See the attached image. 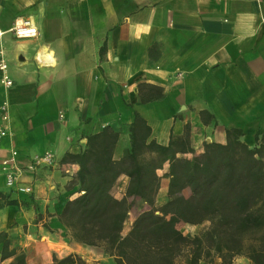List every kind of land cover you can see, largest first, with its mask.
I'll use <instances>...</instances> for the list:
<instances>
[{
    "label": "crops",
    "instance_id": "1",
    "mask_svg": "<svg viewBox=\"0 0 264 264\" xmlns=\"http://www.w3.org/2000/svg\"><path fill=\"white\" fill-rule=\"evenodd\" d=\"M17 18H30L39 34L16 38L8 30ZM0 31L13 80L5 86L0 71L10 128L1 142L0 192L14 189L1 161L16 150L23 170L18 185L32 187L41 209L39 216L31 206L0 208V231L16 238L28 264L69 254L115 264L101 248L67 236L56 219L57 209L76 196L68 184L79 166L63 159L79 152L89 134L107 126L119 131L116 159L130 146L135 112L151 126L149 140L187 139L194 152L178 155L188 158L205 142L225 143L227 129L242 130L250 145L264 135V0H0ZM152 91L161 94L143 100ZM47 151L54 165L27 169ZM167 169L168 163L158 174ZM168 182L162 177L157 205L167 200ZM127 183L122 174L117 198ZM133 202L148 208L139 197ZM132 208L123 234L139 214L131 217Z\"/></svg>",
    "mask_w": 264,
    "mask_h": 264
},
{
    "label": "trees",
    "instance_id": "2",
    "mask_svg": "<svg viewBox=\"0 0 264 264\" xmlns=\"http://www.w3.org/2000/svg\"><path fill=\"white\" fill-rule=\"evenodd\" d=\"M152 91L143 100L159 97ZM130 146L120 159L114 157L119 131L105 127L87 136L79 152L63 161L79 166L68 184V197L56 211L57 221L71 239L101 248L115 264H234L244 257L249 264H264V135L255 145L240 129H227L225 143L205 142L199 155L187 139H171L168 145L150 139L152 128L135 112L129 126ZM168 163L163 175L158 174ZM128 176L125 194L117 198L119 177ZM162 177L168 178L167 200L157 205ZM188 188L190 194L184 190ZM15 188L0 192V208L9 205L41 209L34 197L14 196ZM141 198L148 206L123 234L132 201ZM206 224L193 237L178 225ZM0 262L28 264L27 254L9 232L0 231ZM50 264H87L78 254Z\"/></svg>",
    "mask_w": 264,
    "mask_h": 264
},
{
    "label": "built area",
    "instance_id": "3",
    "mask_svg": "<svg viewBox=\"0 0 264 264\" xmlns=\"http://www.w3.org/2000/svg\"><path fill=\"white\" fill-rule=\"evenodd\" d=\"M16 38H32L39 34L38 27L30 18H17L12 27L8 30ZM5 32L0 31V71L2 72L1 82L10 87L13 80L8 75V60L6 51L2 45L1 37ZM8 104L6 101L0 103V151L1 142L3 138L9 134L10 128L8 125L9 112ZM17 151L12 150L10 156L3 158L1 161V171L5 175L6 183L11 188H15L19 192L31 194L33 189L29 185H18L19 179L23 170L17 165L16 162ZM55 164V155L51 151H47L42 155L35 156L27 166V169L34 170L39 166H51Z\"/></svg>",
    "mask_w": 264,
    "mask_h": 264
},
{
    "label": "rangeland",
    "instance_id": "4",
    "mask_svg": "<svg viewBox=\"0 0 264 264\" xmlns=\"http://www.w3.org/2000/svg\"><path fill=\"white\" fill-rule=\"evenodd\" d=\"M133 208H132V214L131 217H133L136 213H140L144 206L140 202H133ZM206 224H200V225H191L186 223H180L178 227L188 236L193 237L195 234L201 231V229ZM0 264H5L3 262H0ZM88 264V263H87ZM234 264H249L244 257H238L235 259Z\"/></svg>",
    "mask_w": 264,
    "mask_h": 264
}]
</instances>
